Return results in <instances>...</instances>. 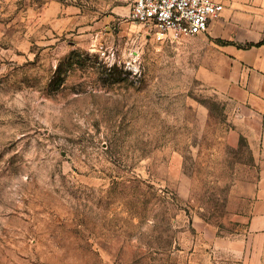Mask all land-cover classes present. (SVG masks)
<instances>
[{
    "label": "rangeland",
    "instance_id": "374dc122",
    "mask_svg": "<svg viewBox=\"0 0 264 264\" xmlns=\"http://www.w3.org/2000/svg\"><path fill=\"white\" fill-rule=\"evenodd\" d=\"M214 56L131 0H0V264H229L259 156Z\"/></svg>",
    "mask_w": 264,
    "mask_h": 264
},
{
    "label": "crops",
    "instance_id": "0c3cea01",
    "mask_svg": "<svg viewBox=\"0 0 264 264\" xmlns=\"http://www.w3.org/2000/svg\"><path fill=\"white\" fill-rule=\"evenodd\" d=\"M216 1L225 8L204 35L214 61L219 60L222 83L252 117L251 138L259 156L258 180L241 217L244 231L216 243L227 249L229 264H264V0Z\"/></svg>",
    "mask_w": 264,
    "mask_h": 264
},
{
    "label": "built area",
    "instance_id": "2783aa9c",
    "mask_svg": "<svg viewBox=\"0 0 264 264\" xmlns=\"http://www.w3.org/2000/svg\"><path fill=\"white\" fill-rule=\"evenodd\" d=\"M216 0H131V17L158 42L206 34L224 10Z\"/></svg>",
    "mask_w": 264,
    "mask_h": 264
},
{
    "label": "trees",
    "instance_id": "16d2710c",
    "mask_svg": "<svg viewBox=\"0 0 264 264\" xmlns=\"http://www.w3.org/2000/svg\"><path fill=\"white\" fill-rule=\"evenodd\" d=\"M259 44H261V43H259ZM259 44H258V45H259Z\"/></svg>",
    "mask_w": 264,
    "mask_h": 264
}]
</instances>
